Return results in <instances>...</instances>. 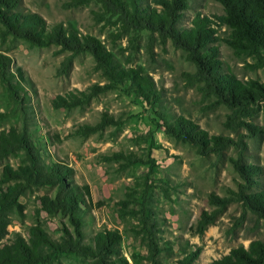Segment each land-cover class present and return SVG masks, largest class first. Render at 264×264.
<instances>
[{
  "label": "rangeland",
  "instance_id": "rangeland-1",
  "mask_svg": "<svg viewBox=\"0 0 264 264\" xmlns=\"http://www.w3.org/2000/svg\"><path fill=\"white\" fill-rule=\"evenodd\" d=\"M80 1L20 0L17 12L37 14L49 27L62 25L81 41L85 36L95 38L116 70H141L148 75L160 101L146 100L131 82L110 80L89 51L75 55L57 45L35 47L24 39L5 36L0 23V54L11 59V74L17 68L22 71L27 83L20 87L29 96L28 102L20 100L0 79V134L18 128L40 154L39 160L30 162L19 150L0 161V187L17 183L4 182L5 167L32 169L19 198L24 212L13 209L9 213V234L0 241V248L17 235L29 240L36 225L59 243L68 234L89 247L103 231H118L122 237L119 256L101 262L62 252L50 264H109L118 257L129 264H213L234 248L264 241V221L242 201V195L264 190V101L236 113L205 93L204 83L189 77L195 65L170 40L164 42L158 33L125 24L96 0ZM166 1L170 0H142V6L160 12ZM186 2L189 8L178 12L176 27H191L196 14L212 21L219 39L212 46L219 51L220 75L264 84V68L257 66L256 59L236 53L227 44L230 29L221 22L223 6L216 0ZM106 85L111 88L85 105H55L60 98H83L93 88ZM104 114L115 123L87 135L82 132L86 126L97 125ZM177 119L189 121L195 131L205 132L210 139H227V146L204 154L184 134L168 130ZM236 161L257 168L252 182L237 171ZM55 163L66 167L64 179L70 185L88 184L94 202L101 203L77 212L75 218L82 226L69 214L50 213L42 206V198L55 200L65 194L59 184L37 180L41 177L38 169L47 172ZM211 196L230 203L219 208L210 202ZM203 211H218V216L200 236L192 229Z\"/></svg>",
  "mask_w": 264,
  "mask_h": 264
},
{
  "label": "trees",
  "instance_id": "trees-1",
  "mask_svg": "<svg viewBox=\"0 0 264 264\" xmlns=\"http://www.w3.org/2000/svg\"><path fill=\"white\" fill-rule=\"evenodd\" d=\"M92 0H81L80 4H86ZM107 10L119 15L125 24L136 29H146L159 36L167 42L170 40L174 47L187 53L188 61L195 65L196 71L189 77L194 82L204 83L205 93L217 98L220 104L235 109V112L250 110L253 104L264 101V84L250 80L241 82L234 76L220 75L222 62L216 44L217 32L212 27V21L196 14L191 27L178 29L177 22L180 20L179 11L189 8L186 0L166 1L162 11H149L142 6V0H96ZM224 8V16L221 22L230 29L227 44L239 54H250L256 61L257 66L264 68V0H216ZM20 0H0V23L4 27L3 34L16 39H24L35 47L49 45L60 46L63 50L73 52L77 55L89 51L95 57L98 66L106 73V76L117 82H131L134 88L146 100L158 103V93L152 79L141 70H116L113 66L111 56L106 53L101 43L91 36H85L83 41L74 31L65 29L62 25L49 27L47 22L37 14L24 15L17 12ZM12 61L8 56L0 54V79L8 88L10 94L24 102L29 101V96L22 89L21 84L27 83L22 71L17 68L15 75L10 73ZM16 80V84H13ZM110 85L95 87L83 98L74 97L71 101L60 98L55 102L57 107H77L89 103L99 93L109 90ZM115 121L107 114L103 115L101 121L93 126H86L82 132L87 135L103 130L106 126L114 124ZM169 131L176 134H184L188 142L196 144L200 151L220 152L227 146V139L223 137H212L205 132L195 131V127L185 119H177ZM213 143V145H211ZM23 150L30 162L40 159L37 147L27 137L26 133L18 128L12 127L7 132L0 134V161L10 154ZM125 158V157H122ZM128 160V158L126 157ZM237 171L248 182H252L258 173L254 166H242L238 161L235 163ZM66 167L60 163L53 164L49 171L42 172L40 179L42 184H59L65 190L63 197L55 200L44 197L41 199L43 208L52 213L62 211L69 214L72 221L82 226L79 218L75 215L82 207L101 206L100 202H94L91 188L88 184L83 186L70 185L64 179ZM32 174L30 166L20 167L13 170L5 167L3 172L4 182L16 181L14 185L0 187V241L9 234V213L16 209L20 214L24 212V206L19 202L20 196L26 190L24 181L29 182ZM243 204L246 208L256 214L264 221V190L258 193L242 195ZM210 202L219 208H225L229 199H220L211 196ZM218 211L209 213L203 211L197 224L192 231L203 235L217 219ZM80 234V230H77ZM122 237L118 231H103L98 233L94 239V246L82 245L80 241L74 240L70 234L63 242H55L39 225L30 230V239L26 240L17 235L10 244L0 248V264H50L54 255L62 252H75L82 256H91L103 262L108 256H119ZM46 249L49 252H46ZM200 250L194 254L197 258ZM104 264V263H102ZM109 264H129L126 259L117 258ZM213 264H264V241H254L249 248L243 246L234 248L231 252L215 260Z\"/></svg>",
  "mask_w": 264,
  "mask_h": 264
}]
</instances>
